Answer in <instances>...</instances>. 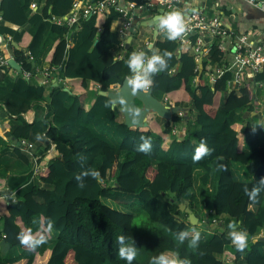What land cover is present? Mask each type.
I'll use <instances>...</instances> for the list:
<instances>
[{
	"label": "trees",
	"instance_id": "trees-1",
	"mask_svg": "<svg viewBox=\"0 0 264 264\" xmlns=\"http://www.w3.org/2000/svg\"><path fill=\"white\" fill-rule=\"evenodd\" d=\"M35 1H41L40 5L27 14V0H0V34L20 46L7 44L23 70L32 72L31 61L40 54L46 74L56 72L60 83L43 95L42 84L20 80L13 90L0 94V104L9 116L7 133L17 140L32 141L36 162L41 165L34 182L14 196L5 190L7 196L0 197V239L8 244V250L0 253V264H127L118 255L119 235L137 247L133 264H150L161 253H178L192 264H264V240L258 238L264 230V192L252 202L243 191L245 185L251 189L264 177V143L249 142L256 131L249 111L254 97L262 93L264 62L251 74L254 85L241 77L244 85L227 91L233 72L216 47L218 37L210 43L197 74L193 55L157 33L152 51L162 54L166 50L172 56L166 71L155 75L150 91L156 97L165 96L171 104L188 106L187 116L173 113L170 122H161L148 113L145 125H125L115 117L108 97L96 90L113 88L130 76V54L137 48L148 51L142 40L134 42L140 38L139 26L126 46H118L121 36L109 25L119 15L109 7L82 18L76 41L67 47L72 27L51 21V40L41 53L46 20L67 13L74 0ZM210 63L220 66L213 80L206 73ZM36 105L43 110L38 116ZM235 112L238 116H233ZM106 134L116 135L117 140L110 141ZM38 135L40 142L35 141ZM141 136L151 138V152L137 151ZM202 138L212 152L193 162L194 148ZM244 138L250 147L244 148ZM13 150L27 162L17 146ZM80 155L87 157L86 168L101 173L102 183L88 177L85 187H78L75 176L82 171ZM253 157L249 177L237 180L231 164H245ZM195 166L202 168L199 180L203 183L212 171L207 193L202 187L197 192L192 189ZM4 185L8 186L7 177ZM102 197L128 210L112 207ZM178 202L195 215L199 210V217L204 215L210 228V235L196 250L188 241L180 244L175 238L177 232L194 227ZM46 219L54 224V234L47 242L37 248L22 246L17 234L28 227L38 231ZM232 222L248 232L244 252L237 251L229 238Z\"/></svg>",
	"mask_w": 264,
	"mask_h": 264
},
{
	"label": "crops",
	"instance_id": "crops-1",
	"mask_svg": "<svg viewBox=\"0 0 264 264\" xmlns=\"http://www.w3.org/2000/svg\"><path fill=\"white\" fill-rule=\"evenodd\" d=\"M40 3L41 1L37 3L35 0H27L25 12L27 14L33 12L34 10L38 8ZM193 5L194 6L198 5L202 7L203 10L207 13H214V14L219 15L220 20L226 26H228L229 29L233 30L235 35L241 32L250 30L251 31L250 37L252 38V40L264 37V12L245 3L243 0H182L181 7L183 9V13H185V11H187L188 8ZM47 8L49 10V7ZM161 14H163V12L158 7L151 8V9L147 7L146 9L139 11L137 13V16H135L134 18L135 20L132 19L133 27L135 26L134 30L137 29V26L139 27L142 26L144 28V33L138 27L140 38L134 39V42L142 40V42L146 43V47H147L148 45H151L152 40L157 33H159L162 36L165 35L162 31H158V30H156L155 33H152L153 31L152 21L154 20L156 16L161 15ZM51 21L52 20L50 18L46 20L45 34H44L43 41L41 43V53L47 48L51 40V34L48 32V28H49ZM119 22L120 21L118 18H114L110 21L109 27L113 30H117L119 26ZM5 23L6 25H9L13 29L18 28L17 25L9 24L7 22ZM79 28L80 26H77V27H72L69 30V33L66 38L67 47L72 46L74 42L76 41V38L78 36L77 31L79 30ZM134 30H132V26H131V28L130 27L128 28L126 33L120 35L121 42L123 43L124 46H126L127 42L131 40V36L135 32ZM11 41L13 40L9 39L8 35H6V39L4 40H3V37L1 36L0 53L6 58V60L8 57H13L15 59L14 55L11 52V49L7 45L8 42L11 43ZM228 44H229V41L226 42V46ZM117 45L119 46L121 44L118 43ZM14 47H20V46L17 45L16 43V46ZM225 58L227 61H230L232 59L231 55L229 54H225ZM16 62L19 65V68H20L19 71L18 69L12 67L8 63H7L8 65L7 67L4 66L0 68V75H1L0 76V94L6 91H9V90H13L20 80H23L25 82L30 81L34 85L42 84L44 87L43 95H46V93L48 92V89L51 86L59 85L60 77L56 72L50 73L49 75L43 72L45 70V62L42 60V57L40 54L36 58L32 59L31 62L32 64H34L35 68L33 69V71L30 73V75L27 78H25L22 74L23 69L21 68L20 63L17 60ZM50 69L54 71V68H50ZM241 77L243 78L245 77L247 81H250L251 86L254 85L253 84L254 82L251 79V74L248 73L247 69H242ZM242 79L236 82H232L230 84V87L237 88V87H240L241 85H244V79L243 80ZM63 89L68 90V87L64 85ZM162 97L163 96H160L161 100H162ZM165 103L171 104L167 99ZM112 108H114L115 112H116V109L119 110L118 111L119 117H121L119 119L122 120L120 107L118 105H113ZM251 108L252 109L249 111V114L250 116L251 115L254 116L256 131H254V133L251 135L250 137L251 141L249 142H251V145H259V144L264 143V127L260 126V124H264V98L261 95V93H259L258 95H256V97H254ZM35 109H36V116H38L43 111L42 108L37 105ZM237 114L238 113L235 112L233 113V116H238ZM156 116L160 117L158 115ZM8 120H9V116L7 112L5 111L3 105L0 104V197L7 196L6 194L3 193L5 192V190L8 191L9 196H14L18 189L28 184L29 182L36 180V176H35L36 172H33L32 170L34 160L37 158L36 149L33 147L34 143H32V141L30 140H26V142L31 143L30 146H27L25 144H19L17 139L12 138L7 133V126L5 125V123ZM163 120L168 121L167 119H164V118ZM180 132L178 131L179 134ZM247 143H248L247 138L246 139L244 138L243 139L244 148L250 147V144H247ZM14 146H17V148L26 155L27 162H25L22 158H19L17 156V154L13 150ZM254 165L255 163L252 162L251 169H252V166ZM249 166H247V163L245 164H239L235 162L232 163L231 170H232L233 176L237 180L247 179L250 173ZM30 169H31V172H30ZM200 170L202 172V168ZM6 177H7L8 186L5 187L4 184L6 182ZM211 177H213L212 172H211ZM3 179L5 180V182ZM211 182H212V178H211ZM194 183L195 182L193 181L192 186L194 185ZM262 231H261V234H262ZM7 250H8V247L3 252H6ZM14 250L15 249H13V253H14Z\"/></svg>",
	"mask_w": 264,
	"mask_h": 264
},
{
	"label": "built area",
	"instance_id": "built-area-1",
	"mask_svg": "<svg viewBox=\"0 0 264 264\" xmlns=\"http://www.w3.org/2000/svg\"><path fill=\"white\" fill-rule=\"evenodd\" d=\"M182 0H74L69 11L65 14L54 16L50 19L57 24L64 23L70 27H77L80 25L81 19L87 17L97 11H107L112 7L118 13L119 26L117 32L121 35L126 33L129 27H133V20L139 11L150 9L151 7H158L163 13L177 9L183 12L181 7ZM245 3L264 12V0H243ZM133 19V20H132ZM185 20L190 31L186 36L176 40L178 47L185 48L192 53L196 63L201 62L208 54L210 43L213 39L218 37L216 47L222 51L223 54L231 55L232 59L227 61L233 76L230 80L236 82L241 80L242 69H247L248 73L252 74L258 70L264 62V37L252 40L250 37V30L241 32L237 35L233 30L229 29L221 20L219 15L214 13H207L200 6H191L189 10L185 11ZM251 38V39H250ZM229 44L226 46V42ZM122 43L121 41L119 42ZM136 51H140L137 48ZM225 57V56H224ZM226 59V58H225ZM7 64L6 58L0 53V68ZM206 73L209 80H213L214 76L220 71V66L214 63L208 64ZM46 73V71H43ZM29 70H23L22 74L25 78L30 75ZM229 83V81H228ZM262 87L261 95L264 98V81L259 84ZM231 88V87H229ZM162 100L166 102V97ZM181 115L180 112H175ZM19 144L30 146V142L24 139L18 140ZM41 165L34 160L33 172H36Z\"/></svg>",
	"mask_w": 264,
	"mask_h": 264
},
{
	"label": "clouds",
	"instance_id": "clouds-1",
	"mask_svg": "<svg viewBox=\"0 0 264 264\" xmlns=\"http://www.w3.org/2000/svg\"><path fill=\"white\" fill-rule=\"evenodd\" d=\"M154 25L158 31H162L166 39L169 41H176L190 31L188 24L185 20V13L180 10L173 9L165 12L154 18ZM148 51L140 50L133 51L127 59V66L131 75L127 79V85L133 92H148L154 85L155 75L166 71L168 68V60L171 59L172 54L164 51L162 54L153 52L152 46L148 45ZM149 53H151L149 55ZM264 127V124H260ZM255 128V127H254ZM41 137L38 135L37 139ZM141 143L137 146V151L149 153L152 150V141L149 137L141 136ZM212 149L208 147L206 139L202 138L197 146L194 148L192 155L193 162H199L206 156H209ZM87 157L84 155L79 156V163L82 171L75 176L78 187H85V179L91 177L99 183H102L101 173L92 168H86L85 163ZM224 168V165H220ZM226 170V169H225ZM243 191L250 201L256 202L261 192H264V177L257 180L256 184L249 189L247 185L244 186ZM12 200V197L8 198ZM14 202V200L12 201ZM137 226V225H136ZM54 228L53 221L46 219L44 224L34 232L32 228H24L17 234V240L22 246L29 248H37L45 244L52 234ZM230 229L229 238L236 250L244 252L248 247V232L241 229L239 224L232 222L228 224ZM176 240L183 244L188 241V246L193 250L198 249L201 239V233L193 228L191 231L181 230L175 234ZM118 255L122 260L127 261V264H133V261L138 255L137 247L132 241L128 243V239L124 235L117 237ZM203 255V252H200ZM150 264H192L188 258H181L178 253H161L151 259Z\"/></svg>",
	"mask_w": 264,
	"mask_h": 264
},
{
	"label": "water",
	"instance_id": "water-1",
	"mask_svg": "<svg viewBox=\"0 0 264 264\" xmlns=\"http://www.w3.org/2000/svg\"><path fill=\"white\" fill-rule=\"evenodd\" d=\"M190 7L188 8V10ZM153 31L156 32V27L154 25V20L152 21ZM131 28V27H130ZM1 39V34H0ZM11 43L16 46L15 41H11ZM7 63L12 67L20 70L18 63L13 57L7 58ZM201 71V63H197V74ZM129 76H124L120 83L114 86L113 88L108 89H98L97 93L102 94L108 97L110 107L113 105H118L121 110L122 122L125 125H133V126H141L146 124V115L148 113H154L164 119H167L169 122L171 121V115L175 112H180L181 116H187L188 106H183L180 104H167L160 98L156 97L149 90L148 92H136L133 93L128 85L127 79ZM230 88H227L229 91ZM178 208L183 210L186 215L189 223H194L196 220L195 214L191 211L189 207H187L183 202H178ZM259 239L264 240V230L262 234L258 236ZM256 237H253L252 240H255ZM8 247L7 242L0 239V253Z\"/></svg>",
	"mask_w": 264,
	"mask_h": 264
},
{
	"label": "rangeland",
	"instance_id": "rangeland-1",
	"mask_svg": "<svg viewBox=\"0 0 264 264\" xmlns=\"http://www.w3.org/2000/svg\"><path fill=\"white\" fill-rule=\"evenodd\" d=\"M142 31H143V33H144V28L142 27V26H140L139 27ZM157 97H160V95H158ZM118 109H116V112H115V117L117 118V119H119V118H121V117H119V113H118ZM118 116V117H117ZM159 118V120H161V122H164V120H163V118L162 117H158ZM106 136V138H108L110 141H112V142H115L116 140H117V136L116 135H112V134H109V135H105ZM246 137V136H245ZM40 140L41 139H37V137L35 138V141H37V142H40ZM252 162H254L255 163V158L253 157L252 159H250L249 160V162H247V166H249L250 167V170H251V164H252ZM254 166H252V168H253ZM201 168H200V166H197V167H194L193 168V181L195 182L194 183V185L192 186V189L196 192L197 190H199V188L200 187H202L204 190H205V192L207 193V192H209V187H210V185H211V172L212 171H210L209 170V172H208V175H207V178H206V181L203 183V182H201V180H199V176H200V173H201V170H200ZM32 182H34V181H32ZM211 182V183H210ZM198 196V201H200V197H199V195H197ZM102 201H104L105 203H107L108 205H110V206H112V207H115V208H118V209H122V210H125V209H127L126 207H124V206H122V205H120V204H118L116 201H114V200H112V199H110V198H107V197H102ZM251 207H252V205H251ZM138 208V207H137ZM205 208V207H204ZM128 210V209H127ZM138 210H139V212L140 213H142V211L138 208ZM198 211L199 210H197V215H195L196 216V220H195V222L194 223H191V224H193L194 225V227L193 228H195L197 231H199L200 233H201V239H200V241H204V240H206V238L210 235V228L208 227V224H206L205 223V221H204V215H201L200 217H199V214H198ZM193 212V211H192ZM207 216H208V213H207ZM224 215L222 214V215H220V217H223ZM186 218H187V215H186ZM188 220V219H187ZM214 221V220H213ZM206 222L208 223V221L206 220ZM211 226H214V223H212V224H210ZM192 228V229H193ZM191 229V230H192ZM54 233L52 232V234L51 235H53Z\"/></svg>",
	"mask_w": 264,
	"mask_h": 264
}]
</instances>
